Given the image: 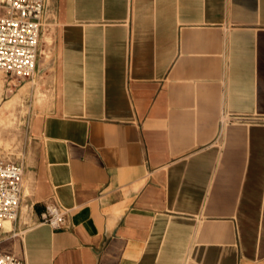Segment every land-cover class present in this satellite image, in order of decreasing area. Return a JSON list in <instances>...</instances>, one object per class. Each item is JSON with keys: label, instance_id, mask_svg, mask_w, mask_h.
<instances>
[{"label": "crops", "instance_id": "1", "mask_svg": "<svg viewBox=\"0 0 264 264\" xmlns=\"http://www.w3.org/2000/svg\"><path fill=\"white\" fill-rule=\"evenodd\" d=\"M36 70L50 95L28 105L0 251L264 264V0H47ZM51 202L64 228L43 221Z\"/></svg>", "mask_w": 264, "mask_h": 264}, {"label": "built area", "instance_id": "2", "mask_svg": "<svg viewBox=\"0 0 264 264\" xmlns=\"http://www.w3.org/2000/svg\"><path fill=\"white\" fill-rule=\"evenodd\" d=\"M46 6L47 0H0V72L16 78L35 73ZM3 8L6 14L1 13ZM23 180L22 162L0 158V227L19 217ZM43 221L54 228H64L68 210L57 202L48 203ZM0 264H22V261L13 253L0 251Z\"/></svg>", "mask_w": 264, "mask_h": 264}, {"label": "rangeland", "instance_id": "3", "mask_svg": "<svg viewBox=\"0 0 264 264\" xmlns=\"http://www.w3.org/2000/svg\"><path fill=\"white\" fill-rule=\"evenodd\" d=\"M6 14V10H1ZM37 71V70H36ZM35 74L30 77H10L0 72V87L5 90L0 96V158L20 161L35 121L28 119V105L37 106L49 99L50 93L39 85ZM23 103V105H22ZM4 224H9L6 222Z\"/></svg>", "mask_w": 264, "mask_h": 264}]
</instances>
